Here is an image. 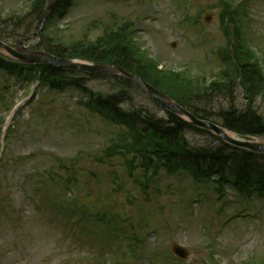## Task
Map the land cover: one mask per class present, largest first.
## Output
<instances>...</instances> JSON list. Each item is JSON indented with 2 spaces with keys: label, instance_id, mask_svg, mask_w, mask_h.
I'll list each match as a JSON object with an SVG mask.
<instances>
[{
  "label": "rangeland",
  "instance_id": "obj_1",
  "mask_svg": "<svg viewBox=\"0 0 264 264\" xmlns=\"http://www.w3.org/2000/svg\"><path fill=\"white\" fill-rule=\"evenodd\" d=\"M30 1L0 0V18H6L0 19V35L14 46L25 26L15 28L10 16L25 11ZM245 2L243 30L264 67V0ZM221 4V0H74L63 17L50 14L45 37H36L27 46L40 43L53 50L54 43L63 48L80 40L97 41L106 30L132 21L133 38L161 66L209 77L218 68L217 51L227 44L220 26ZM85 83L103 94L124 88L111 78H88ZM127 92L132 101L124 108H147L165 117L144 92L135 88ZM20 93L18 84L0 71V119ZM231 94L222 101L224 109L245 106L240 88ZM81 95L76 89L61 93L40 87L12 120L0 161V264H106L125 246L129 256L120 264H264V195L255 192L248 198L228 184L219 198L213 184H198L185 172L163 171L144 192L135 180H143L140 169L132 178L123 157L104 156L121 127L79 105ZM254 97V107L264 116V96ZM214 108L212 113L218 115ZM186 135L192 143L214 141L202 129L188 128ZM53 150L56 155L50 154ZM33 170H40L39 177L32 176ZM66 184L74 186L76 196L81 193L74 200L73 216L59 208L67 203ZM193 189L203 200L201 195L197 201L189 198ZM34 198L42 200L40 212L32 205ZM98 213L105 217H96ZM75 216L80 222L71 221ZM176 243L188 248L187 259L173 254ZM137 249L141 254L136 257Z\"/></svg>",
  "mask_w": 264,
  "mask_h": 264
},
{
  "label": "trees",
  "instance_id": "obj_2",
  "mask_svg": "<svg viewBox=\"0 0 264 264\" xmlns=\"http://www.w3.org/2000/svg\"><path fill=\"white\" fill-rule=\"evenodd\" d=\"M70 1L56 0V10L63 5L66 6ZM45 3V0H39L34 13L42 17ZM34 13L29 16L30 20H25L26 25L32 23ZM25 18L27 16L22 19ZM53 53L60 57H80L117 65L141 76L200 117L209 118L214 114L212 110L216 107L218 115H214L222 119L223 125L227 128L243 135L264 137V117L252 104L253 94L264 88V80L255 64L242 63L234 66L240 76V84L246 91L247 103L242 108L226 110L222 101L233 97L232 94L228 95V92L233 93L235 85L202 87L200 83H195L182 74L160 71L151 59L131 48L122 38H116L112 43L80 45L71 50L63 49ZM5 62L9 61H2L8 72L15 70V63ZM43 71L45 76L56 83L55 87L59 89L65 87L67 76L63 72L49 66L44 67ZM42 78L44 79L43 75ZM68 81L71 85L81 87L83 78ZM230 84H233V80ZM125 100H127L125 92L100 95L91 107L100 114L127 125L135 132L139 143L142 144L141 152L151 161L149 165L158 168L161 163L170 170L182 168L201 177L230 173L245 182H264V155L240 150L219 139L218 143L212 146L192 145L184 135V128L188 124L183 119L171 112L168 113V118L164 119L141 109L125 110L120 106ZM153 158L158 163L154 164Z\"/></svg>",
  "mask_w": 264,
  "mask_h": 264
},
{
  "label": "water",
  "instance_id": "obj_3",
  "mask_svg": "<svg viewBox=\"0 0 264 264\" xmlns=\"http://www.w3.org/2000/svg\"><path fill=\"white\" fill-rule=\"evenodd\" d=\"M0 47L5 48L9 53H11L14 56L21 57L22 59H25L26 54L18 53L14 49L5 46L0 42ZM31 59L37 60V61H45L49 62L55 65H58L62 68H77L82 69L85 71H89L91 73L99 74V75H111L114 77H117L119 79L125 80L128 83L135 85L137 87H140L147 91L151 97H153L156 101H158L162 106L169 108L181 115H185L190 118V120L200 126L209 128L214 130L217 134L220 136L226 138L227 140L237 144L241 145L250 149L264 151V143L259 142H249V141H240L233 138L228 137L223 129L211 122L199 120L195 118L193 114L190 112L182 109L180 106H178L174 101H172L168 96H166L164 93L158 91L157 89L153 88L151 85H149L147 82H145L142 78L132 75L128 73L127 71H124L120 68L103 64V63H91V62H85V61H79V60H65L56 58L50 55L41 54V53H35L31 55Z\"/></svg>",
  "mask_w": 264,
  "mask_h": 264
},
{
  "label": "bare ground",
  "instance_id": "obj_4",
  "mask_svg": "<svg viewBox=\"0 0 264 264\" xmlns=\"http://www.w3.org/2000/svg\"><path fill=\"white\" fill-rule=\"evenodd\" d=\"M232 134V133H231Z\"/></svg>",
  "mask_w": 264,
  "mask_h": 264
}]
</instances>
